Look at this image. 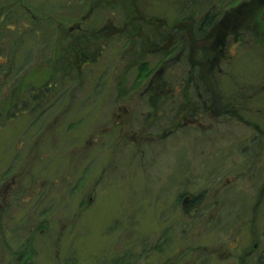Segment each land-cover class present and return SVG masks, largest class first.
<instances>
[{
	"label": "rangeland",
	"instance_id": "obj_1",
	"mask_svg": "<svg viewBox=\"0 0 264 264\" xmlns=\"http://www.w3.org/2000/svg\"><path fill=\"white\" fill-rule=\"evenodd\" d=\"M16 1L0 0L6 16L0 26V173L13 161L27 164L42 153L47 160L39 163L38 170L50 173V179L66 175L68 196L71 192L70 217L62 210L64 193L56 195L60 206L55 210V235L38 236L36 263L193 264L192 256L177 259L183 243L176 200L188 179L189 194L210 189L214 183L222 185L230 154L228 137H243L244 132L256 137L258 127L263 128L264 46L257 44L264 34L249 39L248 45L215 50V64L202 67L210 79L221 74L219 92L213 94L215 111L209 113L206 105H200L198 129L184 127L178 139L172 136L154 145L146 143L145 130L133 133L129 126L139 127L146 113L144 81L155 78L156 72L167 75L173 84L178 76L187 79L188 68L200 67L202 49L189 45L179 54L169 43L162 51L139 46L131 56L125 52L129 45L125 41L139 37V28L147 37L148 24L160 29L167 25L173 34L183 27L180 36L190 39L186 27L194 19L181 17L174 0H153L148 6L143 0H24L33 12ZM136 7L140 12L133 17ZM99 30L115 38L101 50L103 55L92 62L79 58L81 65L75 63L65 75L55 77V98L45 97L43 106L38 105L41 98L34 102L33 91L53 77L46 62L53 56L69 59V46L71 56L75 55L80 38ZM118 39L125 45L113 43ZM45 41L52 43L51 49L41 48ZM127 56L132 63L125 60ZM227 102H235L238 109L227 110ZM207 138L213 140L207 144ZM174 167L185 171L184 176L179 179L174 172L175 186L162 195L161 190L173 184L168 177ZM241 184L242 179L237 185ZM232 192V208L249 201L248 196ZM210 232L200 242L214 252L209 264H227V242ZM182 239L187 240V235ZM165 240L169 245L160 254ZM187 244L192 243L185 242L184 248Z\"/></svg>",
	"mask_w": 264,
	"mask_h": 264
},
{
	"label": "flooded vegetation",
	"instance_id": "obj_2",
	"mask_svg": "<svg viewBox=\"0 0 264 264\" xmlns=\"http://www.w3.org/2000/svg\"><path fill=\"white\" fill-rule=\"evenodd\" d=\"M143 1L144 6H148L153 0ZM169 1L171 0H160L162 3ZM16 2L27 12H33L31 6L24 5V0ZM174 2L181 17L194 19L189 22L190 26L186 27L188 32L192 33L190 39L180 36L184 34L183 27L182 31H176L178 34L175 32L173 34L169 32L165 23L161 29L156 25L148 24L146 32L144 31L147 37L143 33L140 34L142 30L139 28L140 32H137L139 37H133V39L129 37L130 40L125 41L126 44H129L125 47L127 54H131V56L133 53L136 54L139 46L142 50L150 48L160 51L163 46L170 44L174 45L170 48L176 49V52L179 51L180 54L189 45H197L211 56L206 60H201L199 59L201 53H199L198 64L202 67L205 65L211 67L217 60L216 49H227L233 44L248 45L251 42L249 39L256 40L257 34L260 38L264 34V0H174ZM139 12L138 7L132 10L133 17L137 16ZM4 13L0 10V26L4 22V17L6 18ZM219 29V34L215 36V32ZM91 35L87 36L86 34L80 38V46L76 48L75 55L71 56L70 46L67 48L69 59L68 57L58 59L53 56L49 62H46L49 66V77L52 75L53 77L51 81L48 80L46 84L33 91L34 102L37 98H41L38 102V105H41L45 101V97L48 101L50 97L55 98V77L61 74L65 75L70 67H75V63L81 65L78 62L79 58L81 61L98 60V57L103 55L101 50L109 46V43L115 39L104 30L95 32L96 42L91 41L93 39ZM108 38L111 39L108 40ZM113 43L125 45L119 39ZM41 44L43 50L51 49L52 43L49 41ZM18 45L16 44V46ZM257 45L264 46V38L259 40ZM92 52L94 55L91 56ZM164 59V56L161 57V65H164L162 62ZM189 59H183L182 62L189 61ZM125 60L129 63L133 62L128 56ZM166 61L172 62L173 58L166 59ZM154 77L159 78L155 80L152 77L151 80L146 79L143 83H147L148 86L143 94L147 109L143 114L141 124L137 125L139 127L129 125L131 131L145 130V137L148 139L146 143L159 144L162 140H167L172 136H176L178 139L184 127L187 126L198 129L195 124L199 120V116L196 114L199 111L196 110L200 108V105L203 107L206 105L209 113L215 111L214 96L210 90L209 98L204 100V95L200 94L196 83L192 85L195 89H190L184 87V81L187 79L182 77L176 78V82H179L178 79L181 81L178 85L176 82L175 84L171 83L167 79V75L161 76L159 72H156ZM207 79L210 78L207 77ZM65 95L68 96V93ZM154 97L160 98V110L158 111L152 104ZM237 126L246 127L247 125ZM258 132L259 135L252 138L246 137L245 132L243 137H228L227 147L230 154L227 156V177L222 185L216 186L214 183L210 189L196 191L194 194H189L187 191V187L190 188L189 179L188 182H183V186L181 185V193L178 195L176 204L179 207L177 230L181 234L183 245L177 251V259L192 256L193 264H209V258L210 256L214 257V252L200 244L203 241V234L209 229L213 232L212 234H217L216 238L224 239L227 242L224 253L227 257V264H264V125L263 128L258 127ZM194 140L203 141L199 138ZM212 140L204 139L205 142ZM132 147L134 148V146ZM39 151H42V148H39ZM42 155V153L34 155V158L27 164L21 163L20 165L13 161L9 169L0 173V264H37L38 236L55 235L53 233L56 220L55 210L60 206V204L56 205L55 198L62 192L64 193L62 199L64 208L62 210L70 217V205L68 204L71 192L68 196V178L63 174L61 178L59 176L56 179H50V173L39 171V163L47 160ZM232 158L234 162H231ZM236 158H239L240 161H237ZM171 172L168 180H172L173 184L170 187L167 186L168 189L161 190L162 195L167 194L175 186L177 177L173 175L174 172H177L179 179L185 173V171H177L176 167ZM204 173L209 175L211 172ZM45 176L46 179H41ZM241 179L242 184L237 185ZM233 190L248 196L249 201H243L239 205L234 204L237 206L232 208ZM186 235L187 240L183 241L182 237L185 238ZM185 242L192 244H187L184 248ZM168 245L169 242L165 240L159 250L160 254L165 252ZM201 247L207 252L201 251ZM113 264L126 263L116 261Z\"/></svg>",
	"mask_w": 264,
	"mask_h": 264
},
{
	"label": "trees",
	"instance_id": "obj_3",
	"mask_svg": "<svg viewBox=\"0 0 264 264\" xmlns=\"http://www.w3.org/2000/svg\"><path fill=\"white\" fill-rule=\"evenodd\" d=\"M94 34L91 35L93 39L92 40L89 39L92 42H96ZM199 57H200L199 59H201V60H206L211 56L208 55V52L206 50H203ZM204 67H208V66L205 65ZM185 74H187L188 77H187V80L184 81V87L185 88L188 87L190 89H195L192 87V85H194V83H196L197 89L199 90L200 94L204 95V100H207L209 98V96H208L209 90L213 94H218L219 87H220L218 77H220L221 74L219 75V73H216V75L214 74V77H212L211 79L208 80L206 77L207 72L202 69V66L198 67L197 69L195 68L193 71H189V68H188V70L185 72ZM159 99L160 98H157V97H154V99H152L153 100L152 104L156 108L157 111L160 110L159 109V104H160ZM229 104H233V106H231ZM226 106H227V110L232 111V112L234 110L236 111V109H238V107H235V106H237L235 104V102H229V103L227 102Z\"/></svg>",
	"mask_w": 264,
	"mask_h": 264
}]
</instances>
